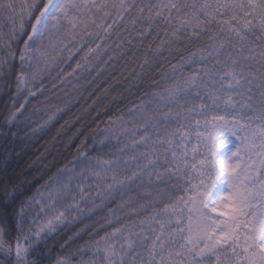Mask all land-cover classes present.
Here are the masks:
<instances>
[{
  "label": "snow or ice",
  "instance_id": "1",
  "mask_svg": "<svg viewBox=\"0 0 264 264\" xmlns=\"http://www.w3.org/2000/svg\"><path fill=\"white\" fill-rule=\"evenodd\" d=\"M0 91L21 144L95 112L0 223V264H264V0H0Z\"/></svg>",
  "mask_w": 264,
  "mask_h": 264
},
{
  "label": "trees",
  "instance_id": "2",
  "mask_svg": "<svg viewBox=\"0 0 264 264\" xmlns=\"http://www.w3.org/2000/svg\"><path fill=\"white\" fill-rule=\"evenodd\" d=\"M108 76H102L98 81V85H103L108 81ZM15 82L12 81V89L14 90ZM117 89L121 86L116 85ZM93 93H98L99 88H93ZM9 93L0 91V130L3 129V116L5 115L4 105L8 101ZM90 99V95H85L79 105L74 106L71 111L65 115L64 119L57 124L56 128L47 131L34 138L33 140L21 144L14 137L9 136L6 139L0 136V163L3 161L5 151L9 155L8 171L0 170V223H7L10 234L15 235V217L14 212L18 208L21 200L27 198L35 191L38 186L39 177L47 171L45 165L50 161H61L68 157L74 151V145L79 141L78 132L88 129L95 119V112L92 109L85 110V104ZM111 111L113 105H105ZM104 113L102 112V115ZM64 120L70 121L69 125L63 131H59L60 125ZM71 138V139H70ZM23 183V195L19 199L12 202L10 197H6L4 193L5 184ZM96 223L95 217H82L74 224L66 228L58 230L50 235L45 242L53 253L61 250L60 246L73 237L70 241L75 244L83 242L89 236L88 227ZM79 237L73 234L80 231ZM43 250L44 245H40ZM47 264L48 256L39 257Z\"/></svg>",
  "mask_w": 264,
  "mask_h": 264
}]
</instances>
